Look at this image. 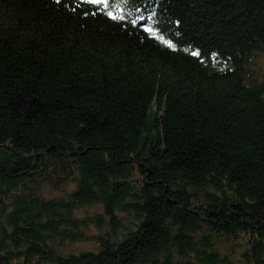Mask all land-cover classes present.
<instances>
[{"label":"trees","instance_id":"trees-1","mask_svg":"<svg viewBox=\"0 0 264 264\" xmlns=\"http://www.w3.org/2000/svg\"><path fill=\"white\" fill-rule=\"evenodd\" d=\"M0 264H264V0H0Z\"/></svg>","mask_w":264,"mask_h":264},{"label":"rangeland","instance_id":"rangeland-1","mask_svg":"<svg viewBox=\"0 0 264 264\" xmlns=\"http://www.w3.org/2000/svg\"><path fill=\"white\" fill-rule=\"evenodd\" d=\"M74 186L70 183H68L66 185V189H71L73 188ZM44 193L46 195H50V196H56V195H59L60 191L54 189V188H51L49 186H45L44 187ZM102 211V208L100 205H92L90 207H86L84 209H81L78 213L79 216H82L86 213H93V212H101ZM91 232L92 233H96V230L94 227H91L90 228ZM94 247V243L93 241H78L76 243H73L72 245H68L67 248L68 249H72V250H77V249H85V248H93Z\"/></svg>","mask_w":264,"mask_h":264},{"label":"snow or ice","instance_id":"snow-or-ice-1","mask_svg":"<svg viewBox=\"0 0 264 264\" xmlns=\"http://www.w3.org/2000/svg\"><path fill=\"white\" fill-rule=\"evenodd\" d=\"M88 3H92V4H100V3H104L107 4V0H87ZM108 15L110 17H112V19H117L116 16H114L111 12L108 13ZM122 19V17H121ZM146 31H151V29H145Z\"/></svg>","mask_w":264,"mask_h":264}]
</instances>
